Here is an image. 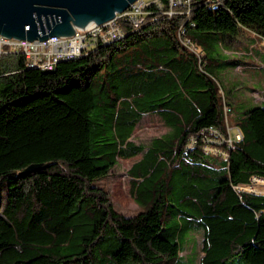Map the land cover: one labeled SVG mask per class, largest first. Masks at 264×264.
Listing matches in <instances>:
<instances>
[{"label": "trees", "instance_id": "16d2710c", "mask_svg": "<svg viewBox=\"0 0 264 264\" xmlns=\"http://www.w3.org/2000/svg\"><path fill=\"white\" fill-rule=\"evenodd\" d=\"M189 9L169 17L151 6L140 27L123 24L122 38L50 70L0 59V264H184L198 231L194 264H264V194L238 188L264 177V107L244 111L234 137L206 49L189 37L245 28L264 39V0ZM146 115L169 130L137 143ZM212 128L227 157L205 151ZM137 156L128 174L140 211L125 215L97 180ZM33 164L49 166L27 172Z\"/></svg>", "mask_w": 264, "mask_h": 264}, {"label": "rangeland", "instance_id": "374dc122", "mask_svg": "<svg viewBox=\"0 0 264 264\" xmlns=\"http://www.w3.org/2000/svg\"><path fill=\"white\" fill-rule=\"evenodd\" d=\"M243 32L251 31L242 28ZM189 37L206 49L209 64L206 69L212 72L220 83L230 103L229 130L235 131V124L244 111L256 106L264 107V39L260 36L251 38L246 33L232 37L224 32L198 33ZM222 95V91L220 90ZM169 128L156 115H146L136 127L131 139L137 143H148L153 137L165 134ZM140 157L120 158L117 166L109 175L100 177L97 183L106 188L116 209L125 215H134L140 211L139 205L130 193V176L128 170ZM170 218L165 219V224ZM184 255L187 263L194 264L193 259L200 257L202 235L195 232ZM182 256V255H181ZM182 259V258H180ZM198 262V259H197ZM199 264V263H197Z\"/></svg>", "mask_w": 264, "mask_h": 264}, {"label": "built area", "instance_id": "2783aa9c", "mask_svg": "<svg viewBox=\"0 0 264 264\" xmlns=\"http://www.w3.org/2000/svg\"><path fill=\"white\" fill-rule=\"evenodd\" d=\"M193 1L136 0L129 8L116 13L113 19L105 23L98 24L92 21L83 29L75 27V32L71 36L55 35L43 40H29L0 34V59L10 53H16L24 58L29 67L50 70L55 68L59 62L78 57L98 44L122 38L124 36L123 24L131 25L134 28L140 27L147 21L151 6H155L165 15L172 17L178 14H188ZM215 5L213 6L215 7ZM179 32L184 46L201 57L202 49L184 35L183 27ZM211 131L215 136L208 138L205 151L227 157V152L216 145L225 138H222L216 129L212 128ZM234 137L241 139L242 131L235 129ZM228 141L231 143L232 138H229ZM194 144H196V138L192 137L190 145ZM238 188L251 193L264 194V177L253 176L249 184L238 186Z\"/></svg>", "mask_w": 264, "mask_h": 264}, {"label": "water", "instance_id": "95a60500", "mask_svg": "<svg viewBox=\"0 0 264 264\" xmlns=\"http://www.w3.org/2000/svg\"><path fill=\"white\" fill-rule=\"evenodd\" d=\"M136 0H0V34L21 39L71 36L75 27L105 23ZM49 164H33V172Z\"/></svg>", "mask_w": 264, "mask_h": 264}, {"label": "crops", "instance_id": "0c3cea01", "mask_svg": "<svg viewBox=\"0 0 264 264\" xmlns=\"http://www.w3.org/2000/svg\"><path fill=\"white\" fill-rule=\"evenodd\" d=\"M246 34H248L251 38H254L255 37V34L252 32V33H249V32H245Z\"/></svg>", "mask_w": 264, "mask_h": 264}, {"label": "bare ground", "instance_id": "6f19581e", "mask_svg": "<svg viewBox=\"0 0 264 264\" xmlns=\"http://www.w3.org/2000/svg\"><path fill=\"white\" fill-rule=\"evenodd\" d=\"M222 156V155H221Z\"/></svg>", "mask_w": 264, "mask_h": 264}]
</instances>
